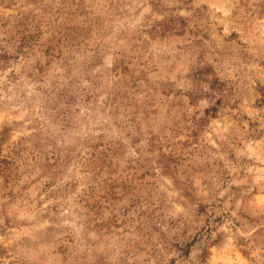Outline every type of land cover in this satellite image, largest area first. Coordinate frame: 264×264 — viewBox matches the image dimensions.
I'll return each mask as SVG.
<instances>
[{"label":"rangeland","instance_id":"374dc122","mask_svg":"<svg viewBox=\"0 0 264 264\" xmlns=\"http://www.w3.org/2000/svg\"><path fill=\"white\" fill-rule=\"evenodd\" d=\"M0 264H264V0H0Z\"/></svg>","mask_w":264,"mask_h":264}]
</instances>
